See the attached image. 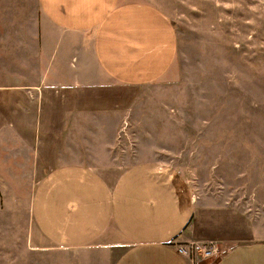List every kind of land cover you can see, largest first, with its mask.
Here are the masks:
<instances>
[{
  "label": "rangeland",
  "instance_id": "obj_1",
  "mask_svg": "<svg viewBox=\"0 0 264 264\" xmlns=\"http://www.w3.org/2000/svg\"><path fill=\"white\" fill-rule=\"evenodd\" d=\"M125 2L149 3L172 21L176 60L157 82L107 81L87 104L72 90L44 99L42 79L79 71L73 43L43 36L37 0H0V264H114L116 248H58L53 233L55 212L65 211V225L75 210L63 157L87 153L99 173L131 176L153 163L157 176L172 177L205 208L194 241L264 242V0ZM58 148L65 161L49 166Z\"/></svg>",
  "mask_w": 264,
  "mask_h": 264
},
{
  "label": "crops",
  "instance_id": "obj_2",
  "mask_svg": "<svg viewBox=\"0 0 264 264\" xmlns=\"http://www.w3.org/2000/svg\"><path fill=\"white\" fill-rule=\"evenodd\" d=\"M37 1L43 36L58 33L67 37L73 43V60L78 58L80 62L72 79H60L62 72H56L50 82L41 80L36 88L49 96H44L45 100H51L53 93L72 90L83 92L88 104V96L99 97L98 90L107 87V81L124 87L157 82L168 74L176 60L178 40L174 24L149 3ZM83 109L88 110V105L77 108ZM52 154L48 157L53 161L49 166L66 160L74 173L70 202L75 210L65 225V211L57 210L59 204L53 203L57 210L53 233L63 240L58 248H116L114 264H191L178 253V246L197 240L195 234L200 232L197 230L205 208L201 203L198 209L199 201L191 193L174 187L172 177L157 176L153 163L136 165L126 173L132 175L125 176L112 168L99 173L92 168L95 164L89 162L88 153L85 157L64 156L65 160L60 159L59 148ZM125 182L132 183L129 190L124 189ZM108 183L112 184L107 186ZM81 201L86 204L84 220L80 217ZM229 243L218 242L219 256L199 264H264V242Z\"/></svg>",
  "mask_w": 264,
  "mask_h": 264
},
{
  "label": "built area",
  "instance_id": "obj_3",
  "mask_svg": "<svg viewBox=\"0 0 264 264\" xmlns=\"http://www.w3.org/2000/svg\"><path fill=\"white\" fill-rule=\"evenodd\" d=\"M220 251L221 249L217 243L204 245L193 240L179 244L178 246V253L185 257L191 264H199L206 259L219 256Z\"/></svg>",
  "mask_w": 264,
  "mask_h": 264
}]
</instances>
